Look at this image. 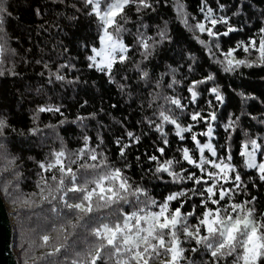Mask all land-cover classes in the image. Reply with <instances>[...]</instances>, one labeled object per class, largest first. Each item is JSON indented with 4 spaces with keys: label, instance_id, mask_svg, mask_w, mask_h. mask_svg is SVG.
Instances as JSON below:
<instances>
[{
    "label": "trees",
    "instance_id": "16d2710c",
    "mask_svg": "<svg viewBox=\"0 0 264 264\" xmlns=\"http://www.w3.org/2000/svg\"><path fill=\"white\" fill-rule=\"evenodd\" d=\"M238 2L239 0H204V5L211 7L216 16L226 15L229 24L244 29L229 33L227 37H219L222 52H227L229 47L236 48L237 41L255 38L254 34L260 27V9L264 8V0H250V3L255 5L254 8L245 4L242 16H232L231 13L235 11ZM152 3L154 11L146 9L140 13L143 21L149 25L147 29L141 28V31L158 39L155 33L159 27L164 26V22H167L171 40H165L162 45H158L153 57L140 64L142 69H147L149 72V77L141 80L140 73L133 66L143 59L132 35L137 30L136 25L132 23L125 25L131 29V33L124 34V41L130 49L127 54L129 59L123 65L119 63L114 65L113 76L116 83L110 84L108 77L103 73L87 66L89 61L86 55H90L91 51L85 45L99 46L98 22L94 15L83 14L85 11H90V6L84 9L81 0H65V5L75 4L76 8H81V12L78 13L72 7L53 4L51 0H7L8 12L11 15L7 16L4 24L0 26L2 29L0 46L3 47L0 53V73H3L0 75V118L6 119L10 127L4 130V136L0 137V141L5 144L10 155L19 157L16 161L19 165L16 171L22 175L17 182L12 179L11 173L0 172V194L14 221V251L20 264H24L25 260H28V264H44L39 257L47 249L35 248L30 253L27 252L28 241L34 235L30 232V228H35L37 233L48 231L55 241L57 233L51 231L53 225L58 228L60 224H66L67 220L76 223L75 213L64 208L59 202L60 193H56L57 200L51 203L39 202L37 182L41 177H50L52 173L42 172L38 163L44 161L46 156H50L53 149L60 148V138H63L67 149L76 150L83 147L81 137L87 134L90 137L89 147L96 148L98 152L104 151L115 167L123 169L124 163L130 164L131 167L125 169V175L147 188L154 199L162 202L170 191H177L182 185L172 184L171 178L166 173L160 174L162 179H156L151 172L146 174V170L154 169L156 165L155 161L148 159L149 156L155 155L160 162L171 158L179 160L180 165L175 167L178 172L181 166L189 171H195L198 175L200 172L183 161L181 151H177L178 148L184 147L191 150L195 145L189 133L183 134L184 140L177 137L174 125L164 124L163 131L169 144L163 155L156 151L157 147H164L161 133L156 131L155 127L160 123L159 111L164 110L166 114L176 117L182 126L193 125L192 132L198 134L206 131L205 121L199 118L197 121H192L190 114L199 111L201 116H207L209 111H215L217 120L212 122L214 129L212 143L219 155H226L224 149L220 147L225 143L226 136L223 125L228 122L229 114L233 120L239 115L238 127L235 131L229 129L232 132L230 141L232 162L237 166L242 179L247 180L249 175H256L254 171H246L242 167V158L238 153L241 142L246 139L242 129L261 143L264 139V123H260L264 121V67L242 66L232 73L223 72L217 63V60H222L223 57L220 51L212 46V42H209L206 32L200 33L194 27L191 30L185 28L173 7L175 4L173 0H152ZM177 3L185 5V10L189 14L187 17L189 26H194L204 19L201 0H177ZM219 4L226 6L223 12L220 11ZM36 9L40 12L39 16L35 14ZM58 13L64 15L58 18ZM125 13L136 21L137 14L134 7L126 8ZM67 15H75L77 20L69 22L64 18ZM245 19L248 20V24L244 23ZM206 26L210 25L206 24ZM213 30L223 32L226 26L218 23ZM198 39L209 42L211 52L200 44ZM234 55L237 58H245L242 49H237ZM253 56L248 58L251 59ZM45 64L47 67L44 66ZM190 65L192 71H189ZM169 66L177 71L171 75H164L161 87L155 88V81L160 79L161 73H169ZM12 72L16 75L10 74ZM209 73L214 75V81L198 85L196 90L200 95L193 104L191 94L187 91L188 86L192 81L201 80ZM51 74L62 75L65 79L56 81L55 75ZM173 75L178 83L173 88H168L167 84L171 82ZM118 85H127V87L122 92ZM214 85H219L224 94L225 103L222 105L218 104L213 94L207 91ZM238 93L254 96L257 99H249L242 104ZM165 97L178 98L185 107L181 111ZM209 103L212 105L211 108ZM40 106H59L60 112H36ZM242 111L244 115H241ZM92 113H95L94 117L90 115ZM33 114L36 115L35 123L32 120ZM77 116L85 118L82 123L80 121L72 123ZM251 117L256 119L253 120ZM60 121L64 123L61 124ZM29 129L38 131L32 134ZM129 131L134 136L140 137L138 143H132L126 135ZM98 135L103 139V144L99 148L96 139ZM117 138L122 143L130 145L126 149V159L119 157V146L115 143ZM197 139L201 143L208 141L207 137L201 135H198ZM136 156L140 157L139 166ZM195 158L199 159L198 153L195 154ZM85 162L92 163L81 159L78 164ZM2 166L3 161H0V167ZM72 167L76 170L77 164ZM6 180H12V183L6 185ZM255 182L257 184L255 189L251 182L247 184L250 195L246 198L250 200L253 195L257 197L248 207L254 206L255 215L259 217L260 213L264 212V183L258 178ZM48 183L53 182L49 179ZM187 186L191 187V182H188ZM33 193L36 195H32ZM73 196V193H68L66 198L69 202H73ZM29 197L39 206L34 204L31 208H27L20 203L21 200ZM234 199L240 201L245 197L241 195ZM194 202L199 213L201 211L198 207L199 197L187 201L182 212L191 210ZM53 206L57 208L58 213L51 212ZM170 206L175 208L179 203L173 201ZM121 207L128 210L127 205L122 204ZM102 214L107 215L106 212L93 213L96 217ZM111 218L115 219V216ZM87 220L88 217H84L80 223L83 224ZM68 232L69 244L75 241L78 246L79 240L87 235L79 226L75 229L69 228ZM60 242L63 243V235L60 236ZM184 246L189 247V245ZM33 255L37 260L31 259ZM68 256V264H70L71 250ZM59 259L63 261L64 256H59ZM231 259L229 257V260ZM153 264H159V261H153Z\"/></svg>",
    "mask_w": 264,
    "mask_h": 264
},
{
    "label": "snow or ice",
    "instance_id": "6c2138e0",
    "mask_svg": "<svg viewBox=\"0 0 264 264\" xmlns=\"http://www.w3.org/2000/svg\"><path fill=\"white\" fill-rule=\"evenodd\" d=\"M51 3L65 5V0H51ZM201 3L204 19L195 23L194 26H189L187 18L189 14L183 3H175L173 7L185 28L191 30L194 27L200 33L206 32L209 42H212V46L220 51V36L227 37L229 33L244 29L229 24V18L226 15L216 16L211 7L204 5V0H201ZM81 4L84 9H88L90 6V11H85L83 14L94 15L99 29V47L85 45L91 51L90 55H86V59L89 61L88 68H95L97 72L103 73L108 77V83H116L113 76L114 65L117 63L123 65L129 59L127 54L130 49L124 41V34L131 33V29L125 25L132 23L136 25L137 29L135 33H132L134 43L138 44L141 50L140 55L143 58L133 66L140 73L141 80L148 78V70L142 69L140 64L153 57L158 45H162L165 40H171L168 35L167 22H164V26L159 27L155 33L158 39L141 31V28L147 29L149 25L143 21L140 13L146 9L154 11L152 0H81ZM245 4L255 7L250 3V0H239L235 11L231 13L232 16H242ZM130 6L134 7L137 14L136 21H133L125 13V9ZM65 7H72L76 12H81V8H76L75 4L65 5ZM218 7L223 12L226 6L219 4ZM35 14L40 15L38 9L35 10ZM10 15L7 0H0V26ZM63 15L64 13L57 14L58 18ZM64 18L69 22L77 20L75 15H67ZM193 19L195 18L193 17ZM218 23L225 25L226 30L223 32L214 31L213 29ZM244 23L248 24V20L245 19ZM206 24L210 26H206ZM254 36L255 38H249L247 41H237L236 48L229 47L227 52L220 51L223 59L217 60V63L223 72L232 73L242 66L246 68L264 67V8L260 9V27ZM198 42L211 52L209 42L199 39ZM237 49H242L245 58H237L234 55ZM2 51L3 47L0 46V52ZM65 51H67L66 48ZM249 56H253V58L249 59ZM44 66L47 67V64ZM169 69V73L160 74V79L155 81V88L161 87L164 75H171L177 71L170 66ZM189 71H192L191 65ZM2 74L0 73V75ZM10 74L16 75L14 72ZM51 75H55L56 81L65 79L59 74ZM214 79V75L209 73L201 80L192 81L187 91L191 94L193 104L196 103L197 97L200 95L196 90L198 85L214 81ZM176 83L178 81L173 75L167 87L173 88ZM118 87L123 92L127 85H118ZM207 91L213 94L218 104L225 103V97L219 85H214ZM238 95L241 97L242 104L249 99H257L254 96H245L243 93H238ZM165 99L181 111L185 107L178 98L165 97ZM209 107H212L211 103H209ZM36 112H60V107L40 106ZM244 114L242 111L241 115ZM90 115L94 117L95 113ZM190 118L192 121H197L198 118L205 121L206 131L199 134L192 132L193 125L182 126L176 117L166 114L164 110L159 111L160 123L155 127L156 131L161 133L164 147H157L156 151L163 155L169 144L163 131L164 124L174 125L177 137L184 140L183 134L189 133L190 139L195 145L194 149L190 150L188 147H184L178 148L177 151H181L183 161L200 172L198 175L195 171H189L182 166L178 172L175 167L180 165L179 160L171 158L160 162L155 155L149 156L148 159L155 161L156 165L154 169L146 170V174L151 172L156 179H162L160 174L166 173L171 178L172 184L182 185L179 190L170 191L162 202L154 199L147 188L125 175V169L131 167L130 164L124 163L123 169L115 167L104 151L98 152L96 148L89 147L90 137L87 134L81 137L83 147L76 150L67 149L63 138H60V148L53 149L50 156H46L44 161L38 163L42 172L52 173L50 177H41L37 182L39 202L51 203L57 200L56 193H60L59 202L64 208L75 213L76 223L67 220L66 224L62 223L58 228L53 225L51 231L57 233L55 241L48 231L37 233L35 228H30V232L34 235L28 241L27 252L30 253L35 248L47 249L39 257L44 261V264H68L69 250H71L70 264H98V262L99 264H153V261H159V264H264V212H261L257 217L255 207H248L256 201L257 197L253 195L250 200L246 198L250 195L247 189L249 182L252 183L254 189L257 188L255 182L257 178L261 183H264V143L258 142L247 131L241 130L246 137L241 142L238 153L242 158V167L246 171H254L256 174L255 176L249 175L247 180H244L241 173L237 171V166L232 162V145L230 143L232 132L229 131V129L235 131L238 127L240 116L237 115L233 120L229 114L228 122L223 125L226 136L225 143L220 147L224 149L226 155H219L217 148L211 142L214 132L212 122L217 120L216 112L209 111L207 116H201V112L195 111L190 114ZM251 118L256 119V117ZM84 119V117L77 116L72 123H77V121L82 123ZM32 120L35 123V114H33ZM60 123L63 124L64 121H60ZM260 123H264V121H260ZM9 127L6 119L0 118V137L4 136V130ZM48 127L53 126L48 125ZM37 131V129H29L32 134ZM126 135L132 140V143H138L140 140L139 136H134L130 131ZM198 135L207 137L208 141L201 143L197 139ZM96 139L99 142L97 144V148H99L103 144V139L99 135ZM115 143L119 146V157L126 159V149L130 145L122 143L119 138ZM0 149L3 150L0 151V161H3L0 172L11 173L12 179L18 182L22 175L16 171L19 167L16 164L19 157L10 155L2 141H0ZM205 151L209 154L208 156H205ZM196 153L199 155L198 160L195 158ZM81 159L92 161V163L78 164ZM135 159L139 166L140 157L136 156ZM74 164H77L76 170L72 167ZM143 178L142 176L141 179ZM49 179L53 182L52 184L48 183ZM188 182H191V187L187 186ZM11 183L12 180H6V185ZM46 190L47 194H45ZM68 193L74 194L73 202H69V199L66 198ZM32 195H36V193ZM241 195L245 199L240 201L234 199ZM194 197H199L198 207L201 211L197 213V205L194 202L191 210L182 212L185 203L193 200ZM173 201H177L179 206L172 208L170 205ZM20 203L27 208H31L34 204L39 206L31 197L21 200ZM122 204L127 205L128 210L121 207ZM51 212L55 214L58 213V210L53 206ZM97 212H106L107 215L102 214L96 217L93 213ZM113 216L115 219L111 218ZM84 217H88V220L81 224L80 221ZM78 226L87 235L79 240V246L75 241L69 244L68 229H75ZM61 235H63V243L60 242ZM184 245H189V247ZM61 255L64 256L63 261L59 259ZM229 257L232 259L229 260ZM31 259L35 261L37 257L33 255ZM24 264H28V260H25Z\"/></svg>",
    "mask_w": 264,
    "mask_h": 264
},
{
    "label": "water",
    "instance_id": "95a60500",
    "mask_svg": "<svg viewBox=\"0 0 264 264\" xmlns=\"http://www.w3.org/2000/svg\"><path fill=\"white\" fill-rule=\"evenodd\" d=\"M13 218L0 194V264H20L14 251Z\"/></svg>",
    "mask_w": 264,
    "mask_h": 264
},
{
    "label": "rangeland",
    "instance_id": "374dc122",
    "mask_svg": "<svg viewBox=\"0 0 264 264\" xmlns=\"http://www.w3.org/2000/svg\"><path fill=\"white\" fill-rule=\"evenodd\" d=\"M175 3H177V0H173ZM99 47V46H98ZM1 53V52H0ZM207 142V141H206ZM212 142V141H211ZM258 142H260V141H258ZM261 143V142H260ZM262 143H264V139H263V141H262ZM209 154L207 153V151H205V156H208Z\"/></svg>",
    "mask_w": 264,
    "mask_h": 264
}]
</instances>
